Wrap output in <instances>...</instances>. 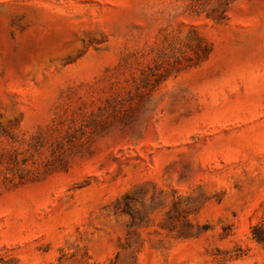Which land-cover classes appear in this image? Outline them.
I'll use <instances>...</instances> for the list:
<instances>
[{
	"label": "rangeland",
	"instance_id": "rangeland-1",
	"mask_svg": "<svg viewBox=\"0 0 264 264\" xmlns=\"http://www.w3.org/2000/svg\"><path fill=\"white\" fill-rule=\"evenodd\" d=\"M263 232L264 0H0V264H264Z\"/></svg>",
	"mask_w": 264,
	"mask_h": 264
},
{
	"label": "trees",
	"instance_id": "trees-1",
	"mask_svg": "<svg viewBox=\"0 0 264 264\" xmlns=\"http://www.w3.org/2000/svg\"><path fill=\"white\" fill-rule=\"evenodd\" d=\"M257 229H255L254 230V235H255V231H256ZM255 239L257 240V241H259V242H263L264 241V232H263V234H261V235H256L255 236Z\"/></svg>",
	"mask_w": 264,
	"mask_h": 264
}]
</instances>
